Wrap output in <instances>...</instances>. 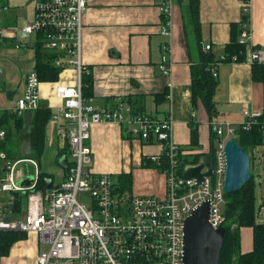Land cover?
I'll list each match as a JSON object with an SVG mask.
<instances>
[{
    "label": "built area",
    "instance_id": "obj_1",
    "mask_svg": "<svg viewBox=\"0 0 264 264\" xmlns=\"http://www.w3.org/2000/svg\"><path fill=\"white\" fill-rule=\"evenodd\" d=\"M171 2L162 0L158 6L163 16L159 24L162 35L170 32ZM89 3L90 0H34L33 20L20 29L21 33L34 36L35 42L40 40L44 48L58 51L60 57L55 64L63 68L72 66L76 71L75 85L55 86L60 103L52 114L56 133L68 147L69 162L60 183L36 190L37 161L28 156L9 160L0 149V195L3 192L11 195L6 205L0 199V234L11 230L34 233L38 242L46 243V249H37L33 264H183L185 217L208 202V222L213 228L222 224L225 142L235 137L237 126L250 128L262 110L242 109L244 120L237 124L220 119L209 121V130L216 136L214 158H210L212 174L205 175L199 183L195 178L183 176L188 167L204 163V159L186 164L179 172L182 158L190 153L173 141L170 115L159 117L137 112L124 97L98 103L94 96L82 95L81 73L85 66L81 59V37ZM248 3L242 0L241 16L249 17ZM248 21L242 23L241 43L249 44ZM209 48L210 45L205 46L206 50ZM248 57L251 63H264L259 49H252ZM218 59L212 66L213 76L224 55ZM170 67L171 63L165 60L158 65L163 74H168ZM40 86L36 71L30 70L13 110L20 115L26 110H36L41 101ZM102 123H115L123 135L160 146L159 153L148 156L154 160L159 155L164 157L163 196L121 191L112 173L91 169V149L87 143L90 127ZM261 129L264 136V121ZM4 138L5 130L0 128V143ZM25 163L36 170L27 185L18 183L19 167ZM207 170L204 165L201 172ZM16 193L26 196L23 215L13 210Z\"/></svg>",
    "mask_w": 264,
    "mask_h": 264
},
{
    "label": "crops",
    "instance_id": "obj_2",
    "mask_svg": "<svg viewBox=\"0 0 264 264\" xmlns=\"http://www.w3.org/2000/svg\"><path fill=\"white\" fill-rule=\"evenodd\" d=\"M161 2L162 0H90L83 16L82 63L85 67H91L93 94L98 103L117 97L140 99L143 112L159 117L170 115L171 137L181 147L189 150V159H192L195 153L202 152L201 158L205 160L211 141L209 119L199 100L193 106L191 65L199 61L200 51H209L216 57L223 54L225 44L230 38L231 24L239 23L241 18L242 0H199L200 45L197 43L193 25L185 26L182 7L177 0L171 2L168 16L169 34L162 35L159 32V24L163 19L158 8ZM248 4L247 29L250 37L246 57L240 61H220L214 68L217 86L213 101L217 115L213 119L228 120L234 124L244 120L242 109H263V85L252 79V63L248 56L251 47L261 50L264 55V0H249ZM33 6L34 0L0 2L1 112L13 110L16 98L23 91L26 74L34 69L35 37L30 41V35L22 36L20 32L24 25L33 20ZM21 43L23 46H19ZM206 45H210L208 50L205 49ZM164 60L171 63L168 74L161 73L158 68ZM58 84H76V71L72 66L65 67L57 81L41 82V102L52 110V114L54 107L60 103L54 93ZM158 94H163V100L157 103L155 96ZM21 115L24 120L25 112ZM31 118L32 114L26 132L22 131L23 127L20 132L16 131L11 121L16 156L24 155L23 147L26 141H31L23 135L32 130ZM191 122L196 123L198 127L199 148L188 147ZM24 123L25 120L23 126ZM44 141L42 154L35 158L38 171L49 173L52 184H58L64 178L69 153L66 143L56 133V122L52 118L46 125ZM87 143L91 149L90 167L93 171L110 172L116 177L117 183L118 174L131 173L129 193L153 194L159 197L164 195L163 173L156 168L141 166L143 156L159 153V145L127 137L115 123L92 125ZM32 151L31 141V153ZM250 153V169L253 173L255 162H263L264 151L256 148ZM35 173L32 164L20 165L18 182L29 184ZM253 174L254 181L258 184L260 181L256 175L260 174ZM260 193L262 194V191ZM20 196L21 202L23 198L26 204V196ZM0 199L6 205L11 195L3 192ZM258 205V220L264 221V206H261L263 202ZM24 211L25 209L20 208V215H23ZM26 236H29L32 243L33 240L38 242L34 233ZM239 242L242 253L251 250V227H240ZM33 245L30 244L27 248L26 256L29 258L26 260H15L11 255V247L8 256H0V264H33L30 261L37 251L35 246L36 250H33Z\"/></svg>",
    "mask_w": 264,
    "mask_h": 264
},
{
    "label": "trees",
    "instance_id": "obj_3",
    "mask_svg": "<svg viewBox=\"0 0 264 264\" xmlns=\"http://www.w3.org/2000/svg\"><path fill=\"white\" fill-rule=\"evenodd\" d=\"M182 7V15L184 24L193 25L194 34L197 43L200 45V25H199V0H177ZM249 1V0H244ZM249 19L246 15H242L239 23H233L230 27V38L225 44L223 61H230L235 59L237 61L243 60L246 57L248 47L247 43L239 41V35L242 30L241 24ZM20 45V44H19ZM35 50V65L34 70L41 82H55L59 78L60 72L64 69L62 66L55 64L60 53L55 50L46 49L43 43L37 40L33 44ZM256 47H251L255 49ZM219 57V56H218ZM218 57L209 51L203 53L200 51V59L197 63L191 65V99L193 106L199 100L205 108L209 121L217 115L215 103L213 101V94L217 86V80L212 75V66L214 62L219 61ZM252 79L261 82L263 85V109L262 115L256 117L255 123L251 127L245 129L237 126L235 129V139L237 143L246 148L249 153L250 163L252 160L251 151L253 149L264 146V136L261 125L264 121V63L252 62ZM81 89L82 95L85 98L94 96L93 94V78L91 67L86 66L81 73ZM155 102L163 100V94L155 96ZM126 98V97H124ZM158 98V100H157ZM162 98V99H160ZM129 103L135 107V111L142 112L143 104L140 99L132 97L126 98ZM112 101V100H110ZM52 118V110L42 104L40 101L39 107L32 111L31 125L32 130L23 135L29 137L32 141L33 151L28 157L38 158L44 149L45 129L49 119ZM11 121L14 123L16 131L20 132L23 127V115L16 111H2L0 113V128L5 130V138L0 143V149L5 153V157L9 160L23 157L25 155L14 154L15 150L6 148V140L11 134ZM190 128V142L189 148H199L198 142V127L197 124L191 122ZM210 146L206 153L210 158H214L216 149V136L210 131ZM202 152L195 153L192 159L188 155H184L181 164L179 165V172L186 164L197 163L201 158ZM68 165V162H67ZM66 165V166H67ZM141 166L144 168H156L160 172L165 170V163L163 155H159L157 160L149 156H143ZM67 169V168H66ZM5 171V168H2ZM66 172V171H65ZM66 174V173H65ZM51 175L44 171H38L36 178V190H44L51 187L53 180ZM119 189L121 191H130L132 176L131 173H120L117 176ZM223 216L227 217L225 221V235L222 249L219 255V263L223 264H264V221L258 220L259 205L256 203V182L254 181V174L251 172L248 181L243 184L238 190L224 193ZM21 196L15 194L13 210H20ZM252 228V248L247 252H241L239 247V229L240 227ZM26 238V233L18 231H4L0 234V256H8L10 248L18 240Z\"/></svg>",
    "mask_w": 264,
    "mask_h": 264
},
{
    "label": "water",
    "instance_id": "obj_4",
    "mask_svg": "<svg viewBox=\"0 0 264 264\" xmlns=\"http://www.w3.org/2000/svg\"><path fill=\"white\" fill-rule=\"evenodd\" d=\"M21 35L25 34L22 33ZM31 114L30 110L25 111L23 132H26L29 127ZM30 153L31 141L28 140L23 147V154L28 156ZM224 155L226 171L223 189L225 193H228L238 190L250 178V159L246 148L239 145L235 137H230L225 142ZM204 165L208 167V170L201 172ZM211 174L209 155H205L204 163L190 166L183 172V176L195 178L198 183L205 175ZM208 217V202L197 206L185 217L183 224V264H223L219 263V255L224 242V223L227 217H224L222 224L217 228L210 225Z\"/></svg>",
    "mask_w": 264,
    "mask_h": 264
},
{
    "label": "rangeland",
    "instance_id": "obj_5",
    "mask_svg": "<svg viewBox=\"0 0 264 264\" xmlns=\"http://www.w3.org/2000/svg\"><path fill=\"white\" fill-rule=\"evenodd\" d=\"M0 2H1V0H0ZM30 8H32L31 4H30ZM29 39H30V41H33V36L30 35ZM14 138H15L14 135H13V137H12L11 134L8 136V138L6 140V145H5L8 150H11V148H13ZM259 149L264 151V146H260ZM44 161H45V159H44ZM252 170H253V173H257L258 172L260 174V175H256L259 178V181H260L258 184L256 183L257 184V188H258V190H256V203L258 205V204H261L263 202V205H261V206H264V157H263V162L259 163L258 160L255 162L254 168ZM261 191H262V194L260 193ZM25 205H26L25 204V199L22 198V202H21L22 210L25 209ZM262 217H263L262 219H264V214L262 215ZM18 241L15 242L12 245V248H11L12 249V254L11 255L14 257L15 260H19L18 258L24 259V260L29 258L26 255H27V252H28L27 248L29 247L30 244L31 245L34 244L33 245V250L36 248V249L41 250V251L46 249L47 246H48L46 243H42V242L35 243L34 240H33V243H32L29 240V236H26V238L23 239L24 242H20V241L18 242ZM34 246H35V248H34ZM35 256H36V252L33 255V257L31 258L30 263H35Z\"/></svg>",
    "mask_w": 264,
    "mask_h": 264
}]
</instances>
